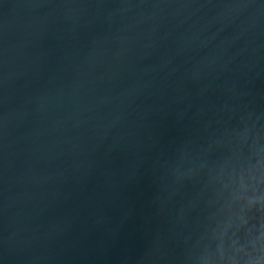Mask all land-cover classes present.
<instances>
[{"label": "water", "instance_id": "95a60500", "mask_svg": "<svg viewBox=\"0 0 264 264\" xmlns=\"http://www.w3.org/2000/svg\"><path fill=\"white\" fill-rule=\"evenodd\" d=\"M0 264H264V0H0Z\"/></svg>", "mask_w": 264, "mask_h": 264}]
</instances>
